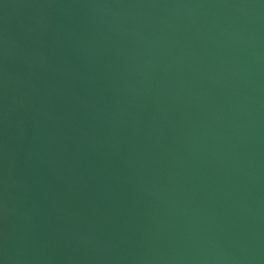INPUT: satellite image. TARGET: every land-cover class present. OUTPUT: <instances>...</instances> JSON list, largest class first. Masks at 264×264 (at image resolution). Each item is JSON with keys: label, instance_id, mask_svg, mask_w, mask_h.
I'll return each instance as SVG.
<instances>
[{"label": "water", "instance_id": "obj_1", "mask_svg": "<svg viewBox=\"0 0 264 264\" xmlns=\"http://www.w3.org/2000/svg\"><path fill=\"white\" fill-rule=\"evenodd\" d=\"M0 264H264V0H0Z\"/></svg>", "mask_w": 264, "mask_h": 264}]
</instances>
